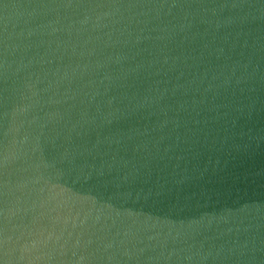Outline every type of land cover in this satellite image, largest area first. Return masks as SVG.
Returning a JSON list of instances; mask_svg holds the SVG:
<instances>
[{
  "label": "water",
  "instance_id": "1",
  "mask_svg": "<svg viewBox=\"0 0 264 264\" xmlns=\"http://www.w3.org/2000/svg\"><path fill=\"white\" fill-rule=\"evenodd\" d=\"M0 264H264V0H0Z\"/></svg>",
  "mask_w": 264,
  "mask_h": 264
}]
</instances>
